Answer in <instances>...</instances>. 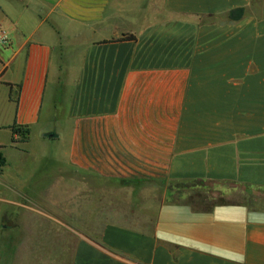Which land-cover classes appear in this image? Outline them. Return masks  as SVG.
<instances>
[{"label": "crops", "instance_id": "crops-1", "mask_svg": "<svg viewBox=\"0 0 264 264\" xmlns=\"http://www.w3.org/2000/svg\"><path fill=\"white\" fill-rule=\"evenodd\" d=\"M0 31V181L33 154L12 123L62 142L41 201L82 229L68 264H264L263 206L169 200L264 195V0H0Z\"/></svg>", "mask_w": 264, "mask_h": 264}, {"label": "rangeland", "instance_id": "rangeland-1", "mask_svg": "<svg viewBox=\"0 0 264 264\" xmlns=\"http://www.w3.org/2000/svg\"><path fill=\"white\" fill-rule=\"evenodd\" d=\"M4 44L0 42V45ZM58 129L62 130L60 123ZM17 146L30 150L33 154L18 161L14 156L16 152H12L14 155H9V164L3 170L1 178L5 182L0 181V264H68L75 234L64 228V224H68L76 231H82V229L78 222L52 212V209L48 207L49 201H41L45 193L49 191L48 186L56 178L63 176L59 172L63 166L62 142L51 138L43 140L35 128L32 129L28 144L19 142ZM20 167H23V172L18 171L16 174L15 169ZM51 170L54 172L50 173ZM17 177L22 179L17 180ZM198 182L201 186L198 187L199 189L190 187L193 182L173 183L175 187L170 189L169 200L188 203L191 198L189 195L198 189L210 194V199L202 203L206 208L234 202L264 207L263 194L257 195L249 189H245L242 194L237 191L226 194L222 187ZM17 203L26 204L28 208H35L36 211H32L35 215L41 213L46 215L42 221L38 222L39 226H43L40 232L39 230L32 232L26 216L30 214L29 209L26 210Z\"/></svg>", "mask_w": 264, "mask_h": 264}, {"label": "trees", "instance_id": "trees-1", "mask_svg": "<svg viewBox=\"0 0 264 264\" xmlns=\"http://www.w3.org/2000/svg\"><path fill=\"white\" fill-rule=\"evenodd\" d=\"M132 36H122L118 40H132ZM11 130V145L15 146L19 142H26L28 140L29 136V127L27 125H21L17 123H12L8 126ZM3 146L0 145V149ZM5 165V160L1 154L0 151V167ZM199 183V182H198ZM198 183H193L190 187H201ZM199 189V188H198ZM196 190L192 192L189 196L191 197L188 202L193 208L197 210H209L213 206H210L208 208L204 207L205 205L202 204L204 201H208L210 199V196L207 193H203L201 190ZM207 194V195H204Z\"/></svg>", "mask_w": 264, "mask_h": 264}, {"label": "built area", "instance_id": "built-area-1", "mask_svg": "<svg viewBox=\"0 0 264 264\" xmlns=\"http://www.w3.org/2000/svg\"><path fill=\"white\" fill-rule=\"evenodd\" d=\"M0 42L6 43V37L4 35V31H0Z\"/></svg>", "mask_w": 264, "mask_h": 264}, {"label": "water", "instance_id": "water-1", "mask_svg": "<svg viewBox=\"0 0 264 264\" xmlns=\"http://www.w3.org/2000/svg\"><path fill=\"white\" fill-rule=\"evenodd\" d=\"M46 135H48V136H52L53 135V132H48V133H46Z\"/></svg>", "mask_w": 264, "mask_h": 264}]
</instances>
